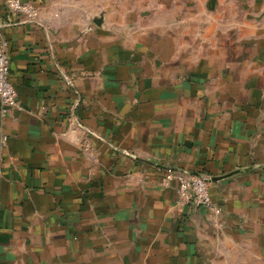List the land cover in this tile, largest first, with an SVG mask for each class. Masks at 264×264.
<instances>
[{
	"label": "crops",
	"instance_id": "1",
	"mask_svg": "<svg viewBox=\"0 0 264 264\" xmlns=\"http://www.w3.org/2000/svg\"><path fill=\"white\" fill-rule=\"evenodd\" d=\"M32 1L0 0V264H264V0Z\"/></svg>",
	"mask_w": 264,
	"mask_h": 264
},
{
	"label": "built area",
	"instance_id": "2",
	"mask_svg": "<svg viewBox=\"0 0 264 264\" xmlns=\"http://www.w3.org/2000/svg\"><path fill=\"white\" fill-rule=\"evenodd\" d=\"M6 8L11 20L23 21V23L38 21L42 12V7L32 0H7ZM7 45V39L0 36V103L3 115L15 105L17 96L16 87L10 77L11 60L7 53ZM5 144L2 140L1 145ZM164 169L166 171L161 184L164 186L174 184L181 199L211 211L221 210L212 199L210 187L212 176L205 173H193L185 168L166 167Z\"/></svg>",
	"mask_w": 264,
	"mask_h": 264
},
{
	"label": "water",
	"instance_id": "3",
	"mask_svg": "<svg viewBox=\"0 0 264 264\" xmlns=\"http://www.w3.org/2000/svg\"><path fill=\"white\" fill-rule=\"evenodd\" d=\"M98 22V24H101V22H99V21H97Z\"/></svg>",
	"mask_w": 264,
	"mask_h": 264
}]
</instances>
